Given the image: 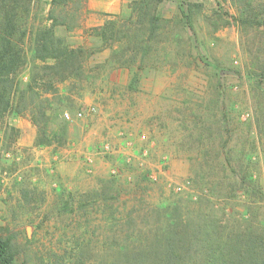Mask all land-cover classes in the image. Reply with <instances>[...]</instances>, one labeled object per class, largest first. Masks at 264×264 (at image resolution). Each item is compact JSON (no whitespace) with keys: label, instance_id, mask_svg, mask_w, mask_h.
<instances>
[{"label":"rangeland","instance_id":"1","mask_svg":"<svg viewBox=\"0 0 264 264\" xmlns=\"http://www.w3.org/2000/svg\"><path fill=\"white\" fill-rule=\"evenodd\" d=\"M17 1L26 33L19 42L27 58L22 88L31 75L36 28L55 24L58 38L91 53L80 79L49 93V128L58 135L57 123L66 125L63 146L36 147L27 113L0 117V233L14 237L18 263L48 264L52 247L71 256L69 249L84 240L86 260L112 264L116 248L137 241L117 232L128 216L133 229L152 235L171 222L188 224L200 244L184 264H220L218 228L264 233V80L250 75L244 46L256 37L233 23L230 0H163L157 39L146 57L135 59L126 43H103L98 26L86 27L99 18L127 22L135 0H109L125 7L118 13H93L90 0ZM188 4L194 5L191 27L180 11ZM8 127L18 133L4 140ZM22 190L35 193L29 205ZM102 190L117 208L79 209L82 196ZM211 230L213 238L206 237Z\"/></svg>","mask_w":264,"mask_h":264},{"label":"trees","instance_id":"2","mask_svg":"<svg viewBox=\"0 0 264 264\" xmlns=\"http://www.w3.org/2000/svg\"><path fill=\"white\" fill-rule=\"evenodd\" d=\"M162 1H133L130 4L131 15L127 22L119 24L115 20H108L103 26L94 29L95 35L103 43L110 42L112 45L126 43L128 47L125 51L132 54L134 59L137 55L146 57L150 51V44L156 41L161 29L162 18L157 12V7ZM230 1L237 11V15L232 18L233 23L240 31L246 34L253 33L256 37L250 38V46L247 44L244 46L249 58L250 75L256 80H264V0ZM192 6L194 7L193 4H188L185 11L180 7L182 15L188 20V27H191L189 21ZM17 7V0H0V117L7 112L27 113L30 122L36 128L34 141L36 147L52 146L54 143L63 146L66 140V125L61 121L57 123L60 130L58 135L49 128L51 122V116L47 113L51 101L49 93L58 95L56 84L69 79H80L85 62L91 53L84 48H72L58 38L54 32L55 24L36 28L31 34L30 65L31 75L35 74L32 77L30 75L25 87L22 88L18 77L26 65L27 58L19 42L21 38L26 37V33L21 30L23 26ZM125 24L129 28L124 31ZM38 81L44 86L43 94L37 91ZM9 132L15 135L18 133L8 127L3 134L4 140H7ZM32 195L35 193L28 190L20 191V199L26 205L33 201ZM115 199L103 190L97 191L91 198L88 195L82 196L78 202L79 209L83 212L87 207L111 210L117 208ZM69 203L70 201L65 202V207H69ZM131 218V216L124 218L127 225H122L117 232L125 234L126 238L137 237V241L122 249L116 248L117 259L112 264H184V259L200 244L198 234L191 233L188 224L183 225V222H171L152 235L151 232L144 233L133 229L134 220ZM224 231L225 229L218 228L215 234L220 239L218 242L223 244L220 248L222 259L220 264H264V233L259 228L234 227L227 234ZM211 232L213 230L207 231L205 236L213 238L214 232ZM14 240L10 234L0 233V264H27L17 262ZM213 243L214 240L208 243L209 250ZM89 247L90 244L82 240L76 247L69 249L72 252L71 256L68 255L67 248L55 250L52 247L48 251V258L51 260L48 264H94L85 259L91 253ZM204 247L206 248V245ZM59 251L63 252L62 258ZM206 263L214 264V261Z\"/></svg>","mask_w":264,"mask_h":264},{"label":"crops","instance_id":"3","mask_svg":"<svg viewBox=\"0 0 264 264\" xmlns=\"http://www.w3.org/2000/svg\"><path fill=\"white\" fill-rule=\"evenodd\" d=\"M89 10L93 13H108L109 11L119 12L125 7L121 6L119 3L112 4L109 0H90L89 1ZM121 6V8H120ZM92 24H88L86 27L102 26L104 23L103 19H97L96 21H91ZM102 56H107V52H102Z\"/></svg>","mask_w":264,"mask_h":264},{"label":"built area","instance_id":"4","mask_svg":"<svg viewBox=\"0 0 264 264\" xmlns=\"http://www.w3.org/2000/svg\"><path fill=\"white\" fill-rule=\"evenodd\" d=\"M90 111H93V109H90ZM82 115H83L82 111L76 112L75 118L79 119L82 117ZM63 117L65 118V120H68V121L72 119L67 113L63 114ZM104 149L107 150L108 146H105Z\"/></svg>","mask_w":264,"mask_h":264}]
</instances>
